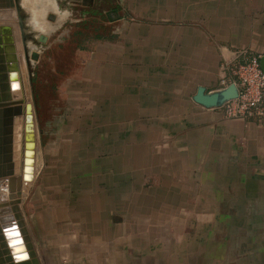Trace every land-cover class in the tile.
<instances>
[{
  "label": "crops",
  "instance_id": "obj_1",
  "mask_svg": "<svg viewBox=\"0 0 264 264\" xmlns=\"http://www.w3.org/2000/svg\"><path fill=\"white\" fill-rule=\"evenodd\" d=\"M120 8L119 29L93 45L88 77L119 110L127 150L143 162L145 146L157 148L145 190L156 196L158 264H264V120H228L194 101L200 87L226 88L224 63L237 52L264 58L253 44L264 30L234 29L221 0H120ZM144 174L136 172V188Z\"/></svg>",
  "mask_w": 264,
  "mask_h": 264
},
{
  "label": "rangeland",
  "instance_id": "obj_2",
  "mask_svg": "<svg viewBox=\"0 0 264 264\" xmlns=\"http://www.w3.org/2000/svg\"><path fill=\"white\" fill-rule=\"evenodd\" d=\"M18 2L0 10V25L14 29L21 90L35 114L36 178L18 213L39 264H158L156 196L145 190L157 148L145 146L143 162L127 150L119 110L88 77L93 45L119 29L110 12L121 10L120 0ZM221 2L234 29L264 30V0ZM253 44L263 48L264 35Z\"/></svg>",
  "mask_w": 264,
  "mask_h": 264
},
{
  "label": "water",
  "instance_id": "obj_3",
  "mask_svg": "<svg viewBox=\"0 0 264 264\" xmlns=\"http://www.w3.org/2000/svg\"><path fill=\"white\" fill-rule=\"evenodd\" d=\"M18 0H0V10L18 9ZM119 19L116 11L111 12ZM264 70V58L261 61ZM20 68L16 37L11 25H0V264H39L37 255L22 236L17 222L19 215L10 202H1L4 184L11 194L21 193L24 183L34 180L36 135L33 126V105L16 94L20 88ZM239 90L232 83L214 93L200 87L195 103L204 108H221L237 99ZM23 117L27 120L24 136L23 174L17 175L14 156L15 134L23 131Z\"/></svg>",
  "mask_w": 264,
  "mask_h": 264
},
{
  "label": "built area",
  "instance_id": "obj_4",
  "mask_svg": "<svg viewBox=\"0 0 264 264\" xmlns=\"http://www.w3.org/2000/svg\"><path fill=\"white\" fill-rule=\"evenodd\" d=\"M262 55H253L248 51L237 52L232 60L224 63V71L232 78L223 80L224 86L236 84L239 97L225 103L223 116L228 120L254 119L264 120V70L261 65Z\"/></svg>",
  "mask_w": 264,
  "mask_h": 264
},
{
  "label": "bare ground",
  "instance_id": "obj_5",
  "mask_svg": "<svg viewBox=\"0 0 264 264\" xmlns=\"http://www.w3.org/2000/svg\"><path fill=\"white\" fill-rule=\"evenodd\" d=\"M20 67V66H19ZM20 72V71H19ZM20 82V80H19ZM24 89V88H22ZM17 97L21 98L23 101H25V95L23 93V91L21 90V82H20V88L18 93L16 94ZM27 101V100H26ZM33 126L35 129V114H34V110H33ZM27 125V120L26 118L23 117V131L21 132H17L15 134V145H14V156H15V167L17 170V175H22L23 174V160H24V145H25V141H24V136H25V126ZM37 143H36V149H35V171H34V180L32 182H28V183H24L23 187H22V191L21 193H14L11 194L7 191V184L5 183L3 186V190L1 192V202H10L11 206L14 207L16 209V212L19 215V219L17 220V222H19L20 227L19 229L22 231V236L26 239V244H29L31 247V244L29 243V239L26 235V230L23 228V222L21 221L20 218V214L18 213V204L20 202V198H22V194L24 191L27 190L26 187H29L32 183H34L35 178H36V155H37ZM1 244V243H0ZM32 249V247H31ZM34 251V250H32Z\"/></svg>",
  "mask_w": 264,
  "mask_h": 264
}]
</instances>
